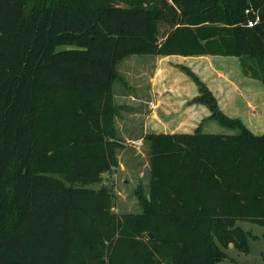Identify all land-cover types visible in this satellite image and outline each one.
Wrapping results in <instances>:
<instances>
[{
  "label": "trees",
  "instance_id": "16d2710c",
  "mask_svg": "<svg viewBox=\"0 0 264 264\" xmlns=\"http://www.w3.org/2000/svg\"><path fill=\"white\" fill-rule=\"evenodd\" d=\"M131 54L236 55L264 91V0H0V264H217L248 252L237 220L264 227V131L186 65L192 101L236 132L143 133L138 212L88 186L118 163Z\"/></svg>",
  "mask_w": 264,
  "mask_h": 264
},
{
  "label": "crops",
  "instance_id": "0c3cea01",
  "mask_svg": "<svg viewBox=\"0 0 264 264\" xmlns=\"http://www.w3.org/2000/svg\"><path fill=\"white\" fill-rule=\"evenodd\" d=\"M174 55L141 56L135 70L141 77L132 85L128 80L129 73L120 71L127 82L124 85L130 89L122 91L120 102L114 92L115 101L125 104L130 113L143 115L144 133L147 129L154 132L192 131L209 115L205 104L192 101L198 88L181 65L191 68L206 83L219 107L228 115L237 112L247 115L258 105L264 107L262 82L244 74L239 66L231 70L230 64L219 54ZM141 102L146 105L142 110L139 109ZM242 121L252 128L247 119Z\"/></svg>",
  "mask_w": 264,
  "mask_h": 264
},
{
  "label": "rangeland",
  "instance_id": "374dc122",
  "mask_svg": "<svg viewBox=\"0 0 264 264\" xmlns=\"http://www.w3.org/2000/svg\"><path fill=\"white\" fill-rule=\"evenodd\" d=\"M164 31V27L161 28V32ZM60 48L63 45L59 46ZM150 54H131L123 58L118 63V69L123 74H128V80L131 85L134 84L141 74L137 75L135 70L141 56H149ZM153 55V54H152ZM180 54H175L178 57ZM230 64L231 70H234L241 65L239 64V58L236 55H222ZM133 74V75H132ZM252 77V76H251ZM255 78L259 83L261 80ZM262 85V83H261ZM114 92L116 93L117 101H122V91L129 90L130 88L124 84L116 81L113 85ZM136 87V86H133ZM262 87V86H261ZM134 89V88H133ZM122 104V103H121ZM143 102L139 107L143 109ZM134 109V107H131ZM232 116H238L242 120H246L251 123V129L259 134L264 131V107L252 109L250 114L244 115L237 112L236 114H229ZM201 128L204 131L220 132V133H234L235 128H229L219 124L215 119L204 117L201 119ZM116 126L118 132L123 138V144L118 149L117 159L118 163L108 170L101 173L99 181L90 183L88 186L94 189H98L101 185H106L114 193L112 210L115 215H121L129 212L140 211V206L136 198L134 189L138 182H142L144 188L147 190L150 177L149 171V153L148 144L141 137L144 133L143 115L130 113L125 108L121 110L120 114L116 117ZM151 131L147 129L146 132ZM140 140V141H139ZM236 225L240 226L247 233L248 252L244 253L238 251L233 244H228L224 248L228 254V258L221 260L218 264H264V255L262 254V243L264 241V227L249 221L237 220Z\"/></svg>",
  "mask_w": 264,
  "mask_h": 264
},
{
  "label": "water",
  "instance_id": "95a60500",
  "mask_svg": "<svg viewBox=\"0 0 264 264\" xmlns=\"http://www.w3.org/2000/svg\"><path fill=\"white\" fill-rule=\"evenodd\" d=\"M147 236L151 239H153L155 237V234L154 233H151V232H148L147 233Z\"/></svg>",
  "mask_w": 264,
  "mask_h": 264
},
{
  "label": "built area",
  "instance_id": "2783aa9c",
  "mask_svg": "<svg viewBox=\"0 0 264 264\" xmlns=\"http://www.w3.org/2000/svg\"><path fill=\"white\" fill-rule=\"evenodd\" d=\"M249 9L247 8L245 11L247 12Z\"/></svg>",
  "mask_w": 264,
  "mask_h": 264
}]
</instances>
